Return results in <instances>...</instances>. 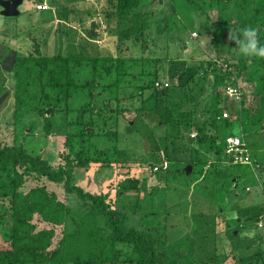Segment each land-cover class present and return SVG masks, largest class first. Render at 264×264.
<instances>
[{
	"label": "rangeland",
	"instance_id": "rangeland-1",
	"mask_svg": "<svg viewBox=\"0 0 264 264\" xmlns=\"http://www.w3.org/2000/svg\"><path fill=\"white\" fill-rule=\"evenodd\" d=\"M106 1L29 0L19 7V16L5 18L0 15V147L22 145L32 155L41 154L42 159L56 168L64 163L60 154L68 152L64 145L65 135L75 128L70 123L78 122V111L88 102L87 95H82L67 104L61 103L57 108L51 107V103L56 101L55 94L45 88L42 95L39 93L35 86L38 83V66L34 61L27 65L21 62L15 69L11 65L8 69L6 61L15 57L32 56L39 60L38 57L57 55L65 58L124 59L126 69L121 68L119 88L104 95L99 91L101 87L97 88L94 98V103L99 106L109 102L111 109L117 104L115 100L119 99L120 109L127 112L118 118L119 138L116 144L120 162L96 171L95 175L84 176L81 172L75 180L92 192L102 189L108 181H114L111 185L114 187L115 178L120 176L140 179L143 194L140 209L135 212L128 210L126 225L138 230L160 229L163 238L159 253L167 264H188L190 259L194 260V264H213V260L208 258L209 251H214L213 245L210 246L212 239H216L217 253L228 255L224 264H245L243 261L251 257L262 256L264 125L261 132L249 129L247 121L242 128L233 125L229 129L236 136L248 133L245 141L247 148L250 146L251 163L234 164L225 152H206L203 145L196 146L202 161L197 166L189 163L198 135H206L205 138L216 135L210 125L216 110L222 114L221 119L235 120V108L241 103L243 110L253 113L258 111L263 100L259 111L261 114L264 112V69L260 64L264 58L240 55L235 42L229 39L240 35L244 28L251 27L257 30L260 45H264V25L258 27L254 23V19L263 14L264 0H237L239 3L236 5V0H230L231 7L226 11L223 3L216 5L215 0H141L136 9L138 12H133L136 17L133 22L110 21L108 24L105 18L109 10ZM42 3L49 9L38 11L37 5ZM91 21L98 25L95 36L89 34ZM217 26L224 32L219 39V47L215 49L211 39ZM140 27L141 30L138 29ZM128 28L133 29L131 39L121 41L120 33ZM142 31L147 38H140L136 45L134 39ZM193 33L197 36L193 37ZM144 40L145 47L142 44ZM126 49H130V53ZM227 58L234 63L247 61V67L234 80L243 93L239 99L230 98L216 82L218 71ZM57 62H49V70L59 72L55 64L62 68L64 63ZM25 67L28 69L26 73ZM68 67L80 68L74 67L72 62ZM47 71L42 73L41 81L48 78ZM187 71L195 73L194 78L189 79L194 81L191 88L185 83V90L181 89L179 94L164 99L158 91L166 88H153L152 81L156 79L162 84L167 83L169 93L176 92L188 78ZM231 71L235 76L237 70ZM102 82V87L108 84L107 79ZM45 95L49 96L51 103L44 100ZM47 107H51V115ZM143 107L147 110L143 111ZM40 109H46V114L40 116ZM155 111H161V115L171 112L174 125L167 129L160 122L164 116ZM188 112L192 116H182ZM44 117H49L53 131L48 137L43 134ZM201 125H205V130ZM227 132L225 130L222 136ZM169 133L176 139L172 140ZM97 139L92 140L96 142ZM145 141L149 144V151L145 150ZM110 146L106 141L100 144L101 148ZM166 151L178 155L175 165L169 163ZM164 160L168 162L165 171H155L154 167H159ZM255 160L257 166L254 165ZM153 164L156 165L152 167ZM188 166L190 171L187 172ZM91 167L97 169L96 165ZM36 186H45L48 192L56 194L57 200L65 203L67 200L72 209L76 208V200L69 198L60 184L43 178H26L20 191L27 193ZM130 196L125 198L124 203L132 206L136 204L132 203L133 200H136L135 196ZM0 203V207H9L7 200ZM77 215L72 218L73 222ZM32 222L35 232L53 227L54 237L49 250L59 246L65 227L43 222L38 215L33 217ZM10 226L9 215L5 214L0 224V250L9 248L4 232ZM71 226L66 232L73 230ZM231 232L238 233L237 237L234 238ZM201 236H205L204 255L200 254L198 244ZM180 254H184L183 259H178V262L173 260Z\"/></svg>",
	"mask_w": 264,
	"mask_h": 264
},
{
	"label": "trees",
	"instance_id": "trees-1",
	"mask_svg": "<svg viewBox=\"0 0 264 264\" xmlns=\"http://www.w3.org/2000/svg\"><path fill=\"white\" fill-rule=\"evenodd\" d=\"M140 1L107 0L109 8L105 14L107 24L110 21L120 22L125 20L128 22V20H132L133 22L134 18H136L133 12L139 7ZM238 1L236 0L235 5L239 3ZM219 2L223 3L224 11L231 7L230 0H215L216 5ZM262 13L261 17L254 19V23L257 26L264 25V6ZM130 28L120 33L121 41L131 39V31L134 27L133 29ZM138 29L141 30L142 28ZM223 32V29L218 26L213 32L214 36L211 39V43L215 49L219 47V39ZM142 37L143 31L139 32V36L136 37L137 39H134L135 43H138ZM142 44L145 46L146 43L143 42ZM38 58L40 59L36 60L32 56L26 58L15 57V59L12 58L11 61L9 59L6 63L15 69L21 62L27 65L34 61L35 65L38 66V83L35 86L39 89V93L42 95L45 88L55 94L56 101L53 103L50 102L49 96H44V100L51 103V107L57 108L61 103L67 104L71 100H77L82 95H87L85 97L88 98V102L78 111V122L74 124L70 123L75 128L73 132L71 131V133L65 135L64 145L67 147L68 152L67 154H60L61 160L64 163L57 165L56 168H53L47 160L42 159L41 154L32 155L22 145H4L0 147V201L7 200L9 203L8 208L0 207V224L2 225L5 214L6 216L7 214L9 215L11 221L10 228L4 232L9 248L0 250V264H167L159 253V244L163 238L160 229L144 228L143 230H138L134 226L128 227L126 225L128 210L131 209L135 212L140 209V200L143 195L140 191V179L137 177L120 176L118 179L115 178L116 184L114 187H111L114 181H108L102 189L93 190L92 192L86 190L84 185L75 180L81 172H83L84 176L89 174L95 175L96 171L100 172L104 167H110L111 164H119L120 162V159H118L119 149L116 144L119 138L117 129L119 127L118 118L123 115L124 109H120L119 99L115 100L117 104L111 109L109 102H105L99 106L97 103H94V98L95 95L97 96V88L101 87L99 90L101 95L119 88L121 80L119 78L122 75L121 68L125 67L124 59H113L111 57H107V59L99 57L65 58L58 55L48 58L43 56ZM51 61H60L64 63V66L60 68L55 64L59 72L49 70L48 64ZM71 62L74 64V67H80L83 70L80 71V68L75 70L68 67V64ZM222 64L224 65L219 69L216 81L218 87L232 81V79H237L238 74L241 75L240 73L247 67V61L240 60L238 63H234L230 62L228 58ZM260 64H262L264 69V59L260 61ZM231 69L237 70L235 76H233ZM27 70H25V73ZM45 71L48 72V78L41 81L42 73ZM187 74L188 78L184 80V83L180 84L176 92L172 91L169 93L166 87V89L158 91L160 97L164 99L179 94L181 89L185 90L183 89L186 88L185 83L191 88L190 85L194 81L189 79H193L195 73L194 71H187ZM198 78L202 79L200 76ZM106 79L108 84H104V87H102L100 84H103L102 81ZM155 82L158 81L154 79L152 85ZM153 88L156 89L155 87ZM262 97L264 98V95ZM261 104H263V100ZM243 106V103H241L240 107L235 108L234 106L237 112L235 120L221 119L222 114L216 110L210 122V125L214 127L216 135L207 136L206 138V135H198L199 138L195 142V148L192 149V153L190 154L189 164H196L197 166L202 161L199 158L200 151L198 150L202 145L205 146L206 152H224L226 138L236 136L229 130L233 125H239L242 128V125L247 121L249 129L253 128V130L262 131L264 112L263 114L260 113V106L258 111L255 110L253 113L243 110ZM51 107L46 108H50V115L53 112ZM46 109H40L39 115H45ZM145 109L143 107V111ZM155 113L159 116H164L163 120L160 119V122L162 125L167 126V129L174 125L172 117H170L171 112H165L162 115L161 111H155ZM182 116L189 118L192 114L188 112ZM44 118L43 134L45 137H48L52 135L53 131L48 122L49 117ZM201 128L205 130L206 127L205 125H201ZM225 130L229 132L222 136ZM176 135L178 136L177 132ZM247 135L248 133L238 135L242 137L245 144L247 142L245 141ZM168 136L172 140L176 139L170 133ZM95 137L98 139L96 142H93L92 139ZM105 141L111 146L101 148L100 144ZM185 145H187V141ZM165 154L172 165L178 162L175 160L178 156L175 152L170 153V151H166ZM170 154L173 156L172 159H170ZM94 165L97 168L95 170L91 167ZM155 165L153 164L152 167ZM254 165L257 166L256 160L254 161ZM192 173H196V171ZM29 177L43 178L50 183L60 184L64 193L69 198L76 200V208L72 209L67 200L66 203L57 200L56 194L48 192L45 186H36L27 193H22L20 188L25 183L26 178ZM83 181L84 178L82 179ZM127 196H130V198L135 196L136 201L133 200L132 203L136 204L132 206L129 203L125 204L124 201ZM77 213L78 217L73 222L72 218ZM35 215H38L43 222L65 227L62 231L63 235L59 246L54 250H49L54 237L53 227L35 232L36 227L32 222ZM68 226L73 228L69 233L66 232L70 229L67 228ZM232 233L231 235L234 238L237 237L238 233ZM204 241L205 236H201V241L198 244H200V254L202 255H204L205 251V248L203 249L205 246ZM211 241L210 246L213 245L214 251H209L208 258L213 260V264H224V259H227L226 256L228 255L218 254L216 251V239H212ZM183 255H176L177 257L173 260L178 262V259L184 258ZM258 258L256 255L243 262L245 264H264V254L262 253V256L258 255ZM189 261L190 264H194L193 259Z\"/></svg>",
	"mask_w": 264,
	"mask_h": 264
},
{
	"label": "built area",
	"instance_id": "built-area-1",
	"mask_svg": "<svg viewBox=\"0 0 264 264\" xmlns=\"http://www.w3.org/2000/svg\"><path fill=\"white\" fill-rule=\"evenodd\" d=\"M48 6L44 3L37 5L38 11L48 10ZM193 37H196L197 34L193 33ZM154 87L156 89H162L168 87L167 83L155 82ZM225 93L229 95L230 98L239 99L242 96V90L239 85L234 81L227 82L223 86ZM226 116V114H224ZM224 152L229 157L232 163L234 164H249L251 163L249 152L246 148V144L240 136H229L225 140ZM159 167H154L155 171H160V169L165 170L167 168V161H162Z\"/></svg>",
	"mask_w": 264,
	"mask_h": 264
},
{
	"label": "clouds",
	"instance_id": "clouds-1",
	"mask_svg": "<svg viewBox=\"0 0 264 264\" xmlns=\"http://www.w3.org/2000/svg\"><path fill=\"white\" fill-rule=\"evenodd\" d=\"M236 44L240 55L264 58V45H260L256 29L246 27L238 36L229 37Z\"/></svg>",
	"mask_w": 264,
	"mask_h": 264
},
{
	"label": "water",
	"instance_id": "water-1",
	"mask_svg": "<svg viewBox=\"0 0 264 264\" xmlns=\"http://www.w3.org/2000/svg\"><path fill=\"white\" fill-rule=\"evenodd\" d=\"M24 1H29V0H0V15L5 17V18H14L19 16L20 11L19 7L22 5ZM98 25L96 24L95 21H91L90 26H89V34L92 36L97 35V30ZM145 150L149 151L150 147L149 144L145 141ZM190 171V166L187 167V172Z\"/></svg>",
	"mask_w": 264,
	"mask_h": 264
},
{
	"label": "crops",
	"instance_id": "crops-1",
	"mask_svg": "<svg viewBox=\"0 0 264 264\" xmlns=\"http://www.w3.org/2000/svg\"><path fill=\"white\" fill-rule=\"evenodd\" d=\"M150 29H151V28H150ZM151 31H152V29H151ZM150 34H151V33H150ZM144 37H145V39L147 38L146 35L143 36L142 38H144ZM150 37H151V35H150ZM151 39H152V37H151ZM143 42L146 43V40H144ZM136 45H137V44H136ZM136 45H134V46H136ZM146 45H147V44H145V46H146ZM145 46H144V47H145ZM146 49H147V48H146ZM126 50L130 53V49H129V50L126 49ZM141 50H142V49H141ZM124 51H125V50H124ZM128 52H127V53H128ZM124 58H127V57H124ZM165 83H166V82H165ZM99 99H100V98H99ZM100 100H101V99H100ZM48 112H49V111H48ZM126 113H127V112H125V113L123 112V114H124L123 116H125ZM123 118H124V117H123ZM145 197H146V196H144V198H145ZM141 198L143 199V196H141Z\"/></svg>",
	"mask_w": 264,
	"mask_h": 264
}]
</instances>
